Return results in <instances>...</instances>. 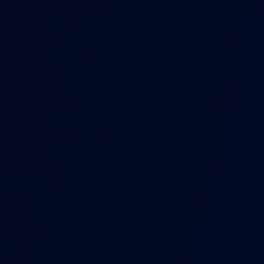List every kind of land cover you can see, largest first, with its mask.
Listing matches in <instances>:
<instances>
[{
	"label": "water",
	"instance_id": "water-1",
	"mask_svg": "<svg viewBox=\"0 0 264 264\" xmlns=\"http://www.w3.org/2000/svg\"><path fill=\"white\" fill-rule=\"evenodd\" d=\"M0 264H264V0H0Z\"/></svg>",
	"mask_w": 264,
	"mask_h": 264
}]
</instances>
